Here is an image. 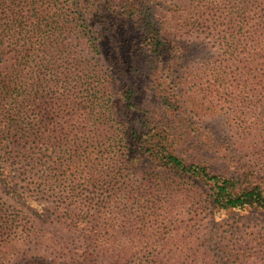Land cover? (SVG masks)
<instances>
[{"label": "rangeland", "instance_id": "obj_1", "mask_svg": "<svg viewBox=\"0 0 264 264\" xmlns=\"http://www.w3.org/2000/svg\"><path fill=\"white\" fill-rule=\"evenodd\" d=\"M52 1L66 46L57 62L76 69L78 96L87 95L92 81L106 95L120 96L83 21L88 10L101 7L98 0L92 6ZM152 5L159 9L166 54L141 91L144 106L165 97L167 116L187 143L200 145L217 167L237 168L264 183V88L252 71L264 45V0ZM233 29L243 34L235 53ZM234 54L244 67L240 78L250 83L225 88L214 71L224 59L234 71ZM119 142L107 138L94 176L63 168L32 176L19 161L10 183L1 178L0 264H264V208H214L208 186L162 171L146 156L110 158Z\"/></svg>", "mask_w": 264, "mask_h": 264}, {"label": "trees", "instance_id": "obj_2", "mask_svg": "<svg viewBox=\"0 0 264 264\" xmlns=\"http://www.w3.org/2000/svg\"><path fill=\"white\" fill-rule=\"evenodd\" d=\"M87 1L92 6L97 0ZM152 2L98 0L101 7L87 11L83 21L94 37L91 46L120 96L106 95L93 81L85 85L87 95L78 96L76 69L57 62L66 46L57 35L61 15L53 1L0 0V63L8 65L0 70V180L10 183L19 161L32 176L34 170L62 168L73 175H97L94 160L107 149L108 137H119L110 158L146 156L162 171L208 186L214 208H264V183L237 168L217 167L200 145L187 143L167 116L165 97L144 106L141 91L159 73L166 54L159 41L165 38L159 9ZM229 35L238 45L235 53L243 34L237 37L233 29ZM255 55L252 71L264 88V45ZM233 57L234 71L224 65L227 59L214 71L225 88L247 82L240 78L242 61Z\"/></svg>", "mask_w": 264, "mask_h": 264}]
</instances>
